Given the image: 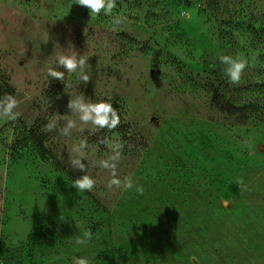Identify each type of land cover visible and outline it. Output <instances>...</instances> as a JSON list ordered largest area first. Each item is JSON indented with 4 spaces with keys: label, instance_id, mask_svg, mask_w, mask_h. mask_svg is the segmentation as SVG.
Segmentation results:
<instances>
[{
    "label": "rangeland",
    "instance_id": "374dc122",
    "mask_svg": "<svg viewBox=\"0 0 264 264\" xmlns=\"http://www.w3.org/2000/svg\"><path fill=\"white\" fill-rule=\"evenodd\" d=\"M73 53L89 57L86 84L55 66ZM221 55L254 66L233 85ZM5 94L21 116L0 119V264H264V0H117L111 16L73 0H0ZM79 95L111 98L120 125L77 120L60 135ZM105 137L123 143L118 177L142 195L106 187ZM81 140L92 192L71 186ZM85 230L92 240L76 244Z\"/></svg>",
    "mask_w": 264,
    "mask_h": 264
},
{
    "label": "clouds",
    "instance_id": "9594fccd",
    "mask_svg": "<svg viewBox=\"0 0 264 264\" xmlns=\"http://www.w3.org/2000/svg\"><path fill=\"white\" fill-rule=\"evenodd\" d=\"M73 4L87 8L90 16H99L101 13L106 16H111L113 9L117 7V0H73ZM122 19V17H115L113 19L114 25L121 24ZM69 45H71V43H69ZM219 60L220 63L225 66L223 69L224 75L233 85L239 84L246 68L254 66V64H250L247 58H242L240 56L221 55ZM55 66H63L69 74L78 72L80 81L85 84L89 82L91 78V65L89 63L88 56H78L75 53L59 54L56 57ZM47 76L63 82L65 79V72L55 70L54 67H49L47 69ZM20 103L21 101L12 94H5L0 97V119L12 122L16 121L21 116V112L18 111ZM67 108L72 116L65 114L60 115V118L65 121V124L63 127L59 128L58 131L60 135L63 136H69L71 134V131L77 127V120H79V122L83 125L90 124L94 131L104 129L112 131L116 129L121 122L118 110L113 107L111 98H108L107 101L103 99L94 102L91 99H86L84 95H79L75 98L69 99ZM43 130L47 132L57 130V121L55 119L50 120L49 123L44 126ZM99 143L105 145L111 152V155H109L107 159H101L98 162V166L100 168L110 172L111 179L108 180L106 187L108 189L116 188L123 191H128L135 187L136 192L142 195L144 192L143 186L138 184L134 185V181L131 176L126 175L123 179L118 177L117 164L122 157V150L124 147L123 143L119 141L113 142L107 137L100 139ZM87 148V141L81 140L78 145L73 147L75 155L72 156L69 161L72 169L79 170L84 173L72 182L71 186L75 187L77 192H92L95 190L96 186V180L88 174V164L82 163V160L87 161V157L84 154ZM236 184L240 188L245 187L243 178H238L236 180ZM76 226L79 227L78 225ZM92 238V232L90 230H85L82 233V236L77 237L75 242L78 245H86L92 240ZM195 259L196 258L193 257V260ZM72 260L73 264H89V260L86 257L74 256Z\"/></svg>",
    "mask_w": 264,
    "mask_h": 264
},
{
    "label": "water",
    "instance_id": "95a60500",
    "mask_svg": "<svg viewBox=\"0 0 264 264\" xmlns=\"http://www.w3.org/2000/svg\"><path fill=\"white\" fill-rule=\"evenodd\" d=\"M158 74H159L158 70H152L150 72V77L156 84H159Z\"/></svg>",
    "mask_w": 264,
    "mask_h": 264
}]
</instances>
